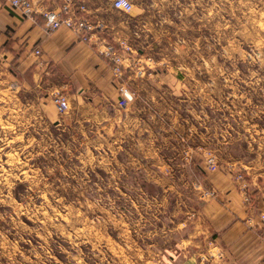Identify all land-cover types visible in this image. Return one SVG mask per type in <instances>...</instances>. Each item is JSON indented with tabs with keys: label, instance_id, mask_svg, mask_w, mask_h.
<instances>
[{
	"label": "rangeland",
	"instance_id": "rangeland-1",
	"mask_svg": "<svg viewBox=\"0 0 264 264\" xmlns=\"http://www.w3.org/2000/svg\"><path fill=\"white\" fill-rule=\"evenodd\" d=\"M130 2L144 29L130 43L142 46H108L130 58L127 76L148 78L149 91L177 109L179 141L172 150L170 131L161 163L132 159L139 153L130 148L129 159L113 155L105 140L100 152L80 148L77 129L47 130L41 115L14 110L16 84L4 65L0 264H209L179 245L174 213L189 218L208 187L199 168L222 170L216 157L264 155V0ZM171 77L180 78L175 90ZM239 173L247 181L238 171L236 186Z\"/></svg>",
	"mask_w": 264,
	"mask_h": 264
},
{
	"label": "crops",
	"instance_id": "crops-1",
	"mask_svg": "<svg viewBox=\"0 0 264 264\" xmlns=\"http://www.w3.org/2000/svg\"><path fill=\"white\" fill-rule=\"evenodd\" d=\"M39 1L56 7V3ZM82 1L88 18L98 26L86 43L66 29L48 34L42 19H24L0 1V84L4 81V65H10L11 82L16 84L14 110L18 105L29 119L35 114L41 115L47 130L77 129L80 148L100 152V144L105 140L103 143L109 141L115 147L113 155L129 159L130 148L139 153V157L132 159L161 163L171 140L167 137L170 131L172 150L174 141H179L175 137V129L178 131L181 123L179 112L172 105L164 104V99L160 101L155 89L149 91L148 78L139 77L136 71L127 76L134 70L127 68L130 63L127 59L123 60L118 75L113 71V63L100 54L111 44L142 46L130 43L131 36L138 37L144 32L139 18L142 15L138 11L123 15L112 7V0ZM36 50L40 53L36 54ZM171 78L172 90H175L181 84L180 78ZM119 86L127 87L133 94L132 101L124 108L119 105ZM26 94H29L28 100L22 101L21 97ZM57 94L67 101L68 108L63 113L58 112L53 102ZM227 142L222 144L227 146ZM215 159L218 164L225 163L221 165L222 170L207 173L199 169L205 185L214 187L217 197L208 202L194 201L190 211L196 212L197 218L193 220L190 219L192 212L186 220L185 216L177 219L174 213V231L182 235L179 245L186 246L197 258L209 256V264H264V230L260 220L264 214V155L248 161L229 156H223V162ZM238 171L245 174L249 184L250 205L244 203L239 183L236 186L234 182ZM195 176L200 179L196 171Z\"/></svg>",
	"mask_w": 264,
	"mask_h": 264
},
{
	"label": "built area",
	"instance_id": "built-area-1",
	"mask_svg": "<svg viewBox=\"0 0 264 264\" xmlns=\"http://www.w3.org/2000/svg\"><path fill=\"white\" fill-rule=\"evenodd\" d=\"M8 4L10 8L17 11L24 19H42L46 22V31L48 34L53 33L60 29H66L73 33L80 42H89L91 36L97 27L90 21L87 16L86 7L82 0H44L52 3H56V7H50L41 1L36 0H0ZM112 7L125 14H129L132 11V4L129 0H113ZM105 49V50H104ZM39 54V52H36ZM107 61L113 63V71L115 74L120 75L121 66L123 65V58L121 55L114 51L112 46L104 47L100 51ZM129 59V60H128ZM128 61H131L128 58ZM118 92L120 95L119 105L125 107L133 99V94L125 86H119ZM53 102L59 113H63L67 110L68 105L66 98L61 94H57L53 98ZM205 163L210 170H215L216 165L213 158H206ZM236 180L239 183V189L242 194V198L246 205H250L252 202V196L250 193L249 184L245 180L242 173L236 176ZM202 200H209L216 196V190L209 187L203 188L201 191ZM194 216V215H193ZM262 229L264 230V214L260 215Z\"/></svg>",
	"mask_w": 264,
	"mask_h": 264
}]
</instances>
